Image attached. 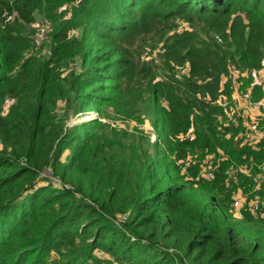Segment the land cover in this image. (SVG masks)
Instances as JSON below:
<instances>
[{"label":"trees","instance_id":"1","mask_svg":"<svg viewBox=\"0 0 264 264\" xmlns=\"http://www.w3.org/2000/svg\"><path fill=\"white\" fill-rule=\"evenodd\" d=\"M37 12L51 22L42 53ZM151 30L162 44L140 62L127 44ZM232 65L264 69V0H0V264H264V180L237 170L264 159V140L241 145L216 102ZM146 100L158 154L98 117L65 125L71 106L126 118ZM218 149L214 177L199 175ZM240 192L260 196L257 212L234 214Z\"/></svg>","mask_w":264,"mask_h":264},{"label":"built area","instance_id":"2","mask_svg":"<svg viewBox=\"0 0 264 264\" xmlns=\"http://www.w3.org/2000/svg\"><path fill=\"white\" fill-rule=\"evenodd\" d=\"M12 13L3 12L2 16L4 21L12 19ZM43 25H35L33 31V40L37 44L42 39L46 38V32L49 28L44 29V25H49L47 19H44L42 22ZM76 29L71 30L70 34L77 33ZM219 39V38H218ZM38 45V44H37ZM148 51L145 52L147 54ZM154 56L155 53L153 52ZM178 68L182 71H185L184 65H179ZM252 77V82L242 88H238L234 84V79L240 77ZM234 77V78H233ZM229 78H232V88L233 91L230 93L223 92L226 83L229 81ZM241 81V80H240ZM262 87L264 90V69L260 68H240L234 65L228 68V71L223 74L221 79V87L219 88V95L216 99L218 106L221 109L220 121L223 125L228 127H233L236 129L234 137L239 140L241 145L256 146L260 141L264 140V92L256 97L254 91L257 86ZM232 128V129H233ZM232 130H228V133L231 134ZM154 133L152 138L154 139ZM225 157V153L218 149L217 152L207 153L204 157L198 160L199 162V171L198 174L206 178H213L215 170L220 164L221 159ZM196 161L192 157L188 156L183 161L180 159L178 163H181L183 167L191 164ZM255 178L257 185L259 186L260 181L264 180V159L260 162L255 160H249L246 163L239 164L237 170L249 174L254 170ZM234 176V171L230 170L228 172V179ZM228 181V180H227ZM246 195L243 192L233 195L231 202V207L236 216H242L243 206L248 205L249 209L254 212H257L260 207V196L255 195L247 203ZM112 264H119L113 262Z\"/></svg>","mask_w":264,"mask_h":264},{"label":"rangeland","instance_id":"3","mask_svg":"<svg viewBox=\"0 0 264 264\" xmlns=\"http://www.w3.org/2000/svg\"><path fill=\"white\" fill-rule=\"evenodd\" d=\"M44 19H47L43 14L41 13H36V21L32 24H30V28L33 29L35 28V25H43L42 22ZM49 22V25H44V29L50 28L51 27V22L50 20L47 19ZM182 24V23H181ZM181 24L178 28L181 27ZM74 30V29H72ZM76 30L79 32L78 28ZM48 31V30H47ZM71 31V30H70ZM70 31L68 32V35H73L77 33H72L70 34ZM160 39V34L155 33L154 30H151L149 32L143 33L137 37H135L131 43L127 44V47L129 48L130 52L136 56L139 61L141 62L142 60H146V55L148 56V53L145 54L146 51H149L151 49V44L156 43L153 48L160 47L162 44ZM158 40V41H157ZM39 47H36L35 50L39 52H45L46 49L49 48V39L46 35V38L41 40L39 43H37ZM41 45V46H40ZM43 45V46H42ZM42 48V50L40 49ZM152 48V49H153ZM156 50V49H155ZM161 51V49H160ZM154 53H156L154 51ZM157 54L154 55V63L157 64V67H160V62L161 59L160 57V52H159V57ZM77 65V70L78 71H85L86 70V65L80 62V60L76 63ZM180 70V69H177ZM184 73V71L180 70L178 74ZM234 78V77H233ZM240 77L234 79V84L238 88H242L252 82V77H243L242 79H239ZM241 80V81H240ZM232 78H229V83H226V85L223 89V92L230 93L233 91L232 86ZM260 87V93L262 94L264 90L262 89L261 85ZM257 88L254 91V95H258L257 93ZM84 91V81L81 78L75 79L71 85V89L69 92L70 99H73V106L79 102L85 101L81 96H78V94L83 93ZM259 94V95H261ZM87 101V100H86ZM9 102H7L8 105ZM6 105V106H7ZM71 106L68 109L67 114L65 115V125L66 126H71V125H76L81 123L83 120L90 118V117H98L101 122H103V131L107 134L110 135H122L126 132V135L129 136V138H136L142 140V143L144 144L145 147H147L152 154L159 153L157 150V147L155 146V142H158V147L162 145V137L161 135L157 132L154 124H155V117L157 116L155 113H152V110L148 111V108L151 106L150 101H140L137 102V114L138 116H131V117H126L122 118L116 114L115 110L113 109L112 106L109 104H103L102 106H95L93 103V111L91 110L90 112H85L84 114H77L75 116L71 117L70 109L73 107ZM102 111V114H101ZM101 114V115H100ZM154 135V139L152 138ZM192 135V129L189 130L188 136ZM162 154V153H161ZM193 159H196L192 156ZM178 162V161H176ZM183 167V165H182ZM103 253V252H100ZM102 255V254H101ZM118 263V262H117Z\"/></svg>","mask_w":264,"mask_h":264}]
</instances>
